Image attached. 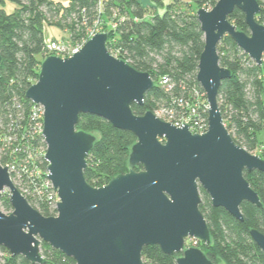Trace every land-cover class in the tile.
Masks as SVG:
<instances>
[{
  "label": "water",
  "instance_id": "1",
  "mask_svg": "<svg viewBox=\"0 0 264 264\" xmlns=\"http://www.w3.org/2000/svg\"><path fill=\"white\" fill-rule=\"evenodd\" d=\"M245 14L249 33L230 20L235 9ZM259 0H218L201 7L197 18L204 33L197 80L206 93L209 128L193 133L148 110L137 115L155 86L149 72L137 70L108 49L109 33L99 31L70 57L49 55L26 97L44 108L43 137L47 145L48 179L58 193L57 215L45 216L33 207L0 162V198L10 191L12 212L0 208L1 249L43 264L42 243L62 251L76 264H152L143 259L146 246L158 245L177 264H216L187 239L212 243L200 210V187L214 207H222L244 222L241 204L263 207L245 172H264V158L238 144L219 104L224 80L232 76L220 63L219 44L230 36L255 63L264 60V23L256 17ZM3 56L0 52V65ZM1 76V74H0ZM81 114L104 118L131 131L137 140L129 156L130 170L94 187L85 178L88 156L98 137L78 129ZM141 165L140 170L135 168ZM250 233L264 256V233Z\"/></svg>",
  "mask_w": 264,
  "mask_h": 264
},
{
  "label": "trees",
  "instance_id": "2",
  "mask_svg": "<svg viewBox=\"0 0 264 264\" xmlns=\"http://www.w3.org/2000/svg\"><path fill=\"white\" fill-rule=\"evenodd\" d=\"M218 0H0V134L8 125L17 123L16 132L24 136L22 144L33 150L45 145L40 134L34 133L32 114L35 104L26 97L27 89L37 81L41 62L46 57L45 24L48 10L62 13L68 34L51 39L81 42L99 19L101 31L109 33L110 52L139 71L149 72L155 86L145 95L143 105L134 103L135 114L156 111L162 105L170 106L173 97L188 96L191 88H203L197 80L198 66L204 49V33L197 18L201 7L211 9ZM256 19L264 23V2ZM239 30L249 33L245 14L240 9L230 15ZM220 63L231 70L232 76L223 81L219 91V104L225 123L234 140L264 158V60L255 63L230 36L219 44ZM168 76L174 84L167 91L161 84ZM207 115V113H206ZM96 134L98 139L88 156L85 178L94 187L107 184L113 177L130 170L129 156L137 138L131 131L114 127L109 121L92 114H81L77 125ZM26 155L16 153L13 159L20 164ZM7 157L0 161L5 164ZM45 175L48 162L38 159ZM141 165L135 169L140 170ZM252 188L259 193L263 207L244 201L241 210L244 222L237 220L222 207H214L210 195L200 187V210L210 232V245L198 242V247L216 264H264V256L250 230L264 233V172H245ZM30 204L45 216L56 211L38 197L28 196ZM12 210L9 195L0 198V208ZM43 264H76L62 251L43 242ZM1 264L32 263L22 255L13 256L5 247L1 249ZM178 255H169L160 246H146L143 259L152 264H177Z\"/></svg>",
  "mask_w": 264,
  "mask_h": 264
},
{
  "label": "built area",
  "instance_id": "3",
  "mask_svg": "<svg viewBox=\"0 0 264 264\" xmlns=\"http://www.w3.org/2000/svg\"><path fill=\"white\" fill-rule=\"evenodd\" d=\"M99 32L96 28L89 30L87 37L81 42H73L68 39H48L44 51L46 57L49 55H57L63 58L70 57L78 52L88 39ZM45 57V58H46ZM161 84L169 92L173 89L174 84L168 76L161 80ZM209 104L205 91L202 92L198 87L191 88L189 95L173 97L170 106L162 105L158 107L155 114L161 119L171 122L174 125L181 127L183 123L189 124L190 130L193 133H205L209 128L208 121ZM207 113V115H206ZM32 124L34 133L40 134L45 145L38 146L31 151L26 148L21 142L24 136H19L16 132L19 128L17 123L8 125L7 132L0 134V160L6 159V163L2 165L7 166L11 174L14 184L18 187L21 193L27 198L28 196L38 197L44 199L52 210H55V215L58 214L57 206L60 201L57 191L52 182L48 179V169L45 175L38 165V159L44 157L47 150V145L43 137V123H44V108L36 105L33 109ZM24 152L26 155L23 161L18 164L13 159L16 153ZM48 167V165H47ZM195 244L190 246H198L199 240L194 239ZM186 247H189L186 245Z\"/></svg>",
  "mask_w": 264,
  "mask_h": 264
},
{
  "label": "rangeland",
  "instance_id": "4",
  "mask_svg": "<svg viewBox=\"0 0 264 264\" xmlns=\"http://www.w3.org/2000/svg\"><path fill=\"white\" fill-rule=\"evenodd\" d=\"M264 2V0H261ZM47 16V22L45 24V36L46 39H50L51 37L53 38L54 36L62 37L64 35H69L68 33V28L65 26L64 28L59 27V24L62 23L64 25H69L71 23L70 19L69 21H64V18L62 16V13H56L54 10H48L46 13ZM92 28H96L97 30L101 31V21L98 19L95 24L93 25ZM115 56L119 57L118 53L116 51L112 52ZM43 61V60H42ZM95 134H98L97 132ZM260 140L264 141V134L262 133L260 135ZM260 149H257L256 151L252 152L253 154L258 155V152ZM10 191L6 189L3 191L2 197H5L6 195H9ZM1 209L6 213L9 214L12 212V210H4L2 207ZM195 240L194 239H187L186 245H194ZM2 254V253H1ZM223 264V263H221Z\"/></svg>",
  "mask_w": 264,
  "mask_h": 264
}]
</instances>
